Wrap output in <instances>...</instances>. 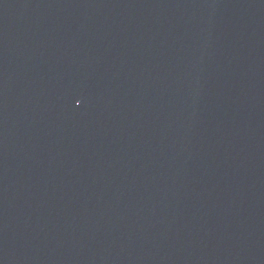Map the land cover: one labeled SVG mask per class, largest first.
<instances>
[{"label": "water", "instance_id": "1", "mask_svg": "<svg viewBox=\"0 0 264 264\" xmlns=\"http://www.w3.org/2000/svg\"><path fill=\"white\" fill-rule=\"evenodd\" d=\"M0 264H264V0H0Z\"/></svg>", "mask_w": 264, "mask_h": 264}]
</instances>
